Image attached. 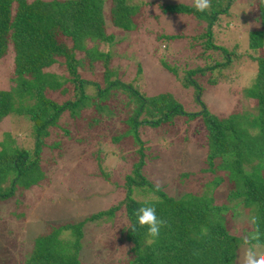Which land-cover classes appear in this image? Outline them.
<instances>
[{
  "label": "trees",
  "instance_id": "1",
  "mask_svg": "<svg viewBox=\"0 0 264 264\" xmlns=\"http://www.w3.org/2000/svg\"><path fill=\"white\" fill-rule=\"evenodd\" d=\"M103 3L104 0H0V59L12 46L15 55L12 81L16 88L13 92L0 90V121L12 114L24 115L30 118L31 135L35 138L33 150L1 148L0 201L9 200L19 187L29 189L45 179L41 152L50 129L64 111L72 116L93 103L98 113H106L110 99L116 98L110 104L117 110L131 109L133 113L127 134L113 140L122 138L126 142L130 137L133 146H137L129 155L132 166L124 185L123 204L129 223L124 233L133 253L126 264H237L243 240L254 227L250 224L252 219L258 221L264 233V0H256L250 11L260 29L246 35L248 49L257 53L247 55L256 63L257 73L252 86L244 91V96L254 103L253 118L242 113L219 118L206 109L200 97L197 101L201 111L186 115L171 95L147 98L132 84L117 79L109 81L113 75L111 54L102 53L95 46L113 39L106 34V16L109 14L114 27L130 30L138 8L127 0H110V12L105 15ZM233 3L234 0H211V9L206 13L184 4L160 6L162 13L189 16L203 28V33L192 41H198L197 46L202 48L200 56L204 66L188 72L182 79L183 88L194 87L196 96L201 93L200 80L208 77L205 84L216 83L235 59L234 51L215 40L216 31L222 29L219 18L230 16ZM88 42L93 45L89 47ZM77 54H83L82 59ZM86 61L100 63L103 70L105 87L94 85L96 91L92 93L98 99L88 97L83 90L88 82L82 79L79 69ZM160 64L179 74L175 67L162 60ZM54 67H64L65 75L50 73L49 69ZM50 92L59 96L69 94V98L60 104L51 99ZM15 97L19 98L18 105ZM176 115L201 119L199 125L207 146L204 160L208 166L201 172L215 176L209 183L214 189L225 182L224 200L213 196L214 189L206 195L171 197L162 190L156 191V186L142 174L148 157L135 130L153 128ZM98 170L102 174L101 167ZM134 191L145 196L153 194L155 199L136 202L131 197ZM145 205L154 206L157 216L168 223L151 245L147 243V229L139 226L134 215L138 207ZM122 206V203L115 205L79 223H64L39 236L24 264H80L86 222L113 216ZM242 212L249 224L241 228L240 234H235L236 227L233 229L230 223Z\"/></svg>",
  "mask_w": 264,
  "mask_h": 264
},
{
  "label": "rangeland",
  "instance_id": "2",
  "mask_svg": "<svg viewBox=\"0 0 264 264\" xmlns=\"http://www.w3.org/2000/svg\"><path fill=\"white\" fill-rule=\"evenodd\" d=\"M255 1L234 0L230 16L219 18L222 29L216 31L215 40L234 51L235 59L216 83L205 84L208 77L200 80L201 93L196 96L194 87L183 88L182 79L188 72L204 66L200 56L202 48L197 46L198 41H192L193 37L203 33V28L189 16L160 11L163 5L193 6L192 0H127L128 4L138 8L130 30L111 24L108 14L111 3L104 0L105 15L108 14L106 34L112 35L113 39L95 46L98 51L111 54L113 75L108 80L132 84L140 95L147 98L157 94L171 95L186 115L201 111L197 101L200 97L206 109L219 118L239 113L253 118L256 113L254 103L244 96V91L252 86L257 73L256 63L247 58V55L257 53L248 49L246 41L247 32L260 29L250 15ZM87 45L91 47L93 43L88 42ZM14 56L10 46L0 59V90H16L12 81ZM82 56L77 54V58L82 59ZM161 60L175 67L179 74L166 70L160 64ZM82 65L79 73L88 82L83 90L91 98L94 97L95 86L105 87L103 70L100 63L86 61ZM63 69L54 67L49 70L50 73L63 72L65 75ZM50 96L60 104L69 98V94L59 96L51 92ZM14 100L18 105L19 98ZM110 103L106 113H98L93 103L72 116L64 111L54 128L50 129V136L41 152L45 179L29 189L19 187L9 200L0 201V264H24L39 236L64 223H79L121 203V210L113 216L94 223L86 222L79 261L80 264H126L132 257L131 244L126 241L124 233L129 223L123 202L125 176L130 174L132 166L129 155L137 146H133L130 137L126 142L122 138L116 142L113 139L127 134L133 112L131 109L117 110ZM200 122L199 118L190 120L176 115L153 128L135 130L148 157L142 174L148 182L155 186L159 184L161 190L171 197L206 195L214 189L209 183L215 176L201 172L208 166L204 160L207 146ZM30 123V118L24 115L12 114L1 120L0 150L3 147L33 150L35 138L31 135ZM98 167H101L102 174ZM226 194L225 182L213 190V196L220 201L226 198ZM131 197L136 202L155 199L153 194L145 196L137 191ZM248 224L249 219L242 212L230 226L233 229L235 226V234H240L241 228ZM243 247H240L237 264H240Z\"/></svg>",
  "mask_w": 264,
  "mask_h": 264
},
{
  "label": "clouds",
  "instance_id": "3",
  "mask_svg": "<svg viewBox=\"0 0 264 264\" xmlns=\"http://www.w3.org/2000/svg\"><path fill=\"white\" fill-rule=\"evenodd\" d=\"M193 7L197 12L206 13L211 9V0H192ZM161 186L156 185V191H160ZM134 215L141 228L147 229V243L154 244L161 234V230L168 227L165 219L159 218L154 206H140ZM250 224L253 229L243 240V251L240 256V264H264V233L261 232L258 221L252 219Z\"/></svg>",
  "mask_w": 264,
  "mask_h": 264
}]
</instances>
